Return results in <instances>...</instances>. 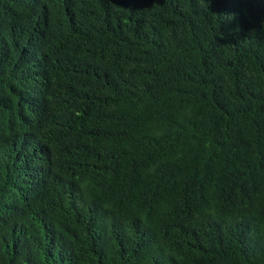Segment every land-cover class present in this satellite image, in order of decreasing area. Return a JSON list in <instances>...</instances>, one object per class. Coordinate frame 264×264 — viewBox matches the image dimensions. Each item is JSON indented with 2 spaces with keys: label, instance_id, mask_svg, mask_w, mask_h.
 Wrapping results in <instances>:
<instances>
[{
  "label": "trees",
  "instance_id": "16d2710c",
  "mask_svg": "<svg viewBox=\"0 0 264 264\" xmlns=\"http://www.w3.org/2000/svg\"><path fill=\"white\" fill-rule=\"evenodd\" d=\"M0 264H264V0H0Z\"/></svg>",
  "mask_w": 264,
  "mask_h": 264
}]
</instances>
